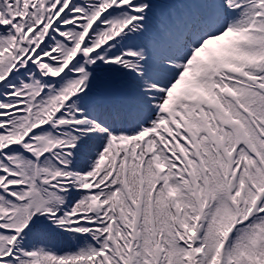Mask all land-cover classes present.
<instances>
[{"label":"snow or ice","instance_id":"obj_1","mask_svg":"<svg viewBox=\"0 0 264 264\" xmlns=\"http://www.w3.org/2000/svg\"><path fill=\"white\" fill-rule=\"evenodd\" d=\"M0 264H264V0H0Z\"/></svg>","mask_w":264,"mask_h":264}]
</instances>
